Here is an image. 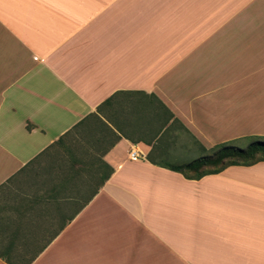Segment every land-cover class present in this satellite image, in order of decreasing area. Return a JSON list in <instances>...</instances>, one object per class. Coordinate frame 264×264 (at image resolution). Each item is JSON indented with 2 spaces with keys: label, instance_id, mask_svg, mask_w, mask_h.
<instances>
[{
  "label": "crops",
  "instance_id": "0c3cea01",
  "mask_svg": "<svg viewBox=\"0 0 264 264\" xmlns=\"http://www.w3.org/2000/svg\"><path fill=\"white\" fill-rule=\"evenodd\" d=\"M255 137L264 0H0V264H264Z\"/></svg>",
  "mask_w": 264,
  "mask_h": 264
},
{
  "label": "trees",
  "instance_id": "16d2710c",
  "mask_svg": "<svg viewBox=\"0 0 264 264\" xmlns=\"http://www.w3.org/2000/svg\"><path fill=\"white\" fill-rule=\"evenodd\" d=\"M264 162V140L251 138L245 148L225 143L214 147L210 154L191 163L172 165L170 170L186 179L199 180L207 175L219 174L230 166L249 167Z\"/></svg>",
  "mask_w": 264,
  "mask_h": 264
},
{
  "label": "rangeland",
  "instance_id": "374dc122",
  "mask_svg": "<svg viewBox=\"0 0 264 264\" xmlns=\"http://www.w3.org/2000/svg\"><path fill=\"white\" fill-rule=\"evenodd\" d=\"M250 139L251 138L244 139L241 142L235 143L234 145L240 148H245L249 144Z\"/></svg>",
  "mask_w": 264,
  "mask_h": 264
},
{
  "label": "built area",
  "instance_id": "2783aa9c",
  "mask_svg": "<svg viewBox=\"0 0 264 264\" xmlns=\"http://www.w3.org/2000/svg\"><path fill=\"white\" fill-rule=\"evenodd\" d=\"M130 158L133 159V160H136V159L139 158V156H138L135 152L132 151V152L130 153Z\"/></svg>",
  "mask_w": 264,
  "mask_h": 264
}]
</instances>
